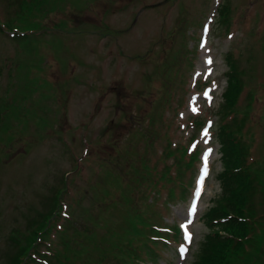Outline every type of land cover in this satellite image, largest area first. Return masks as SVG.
<instances>
[{
    "label": "rangeland",
    "instance_id": "obj_1",
    "mask_svg": "<svg viewBox=\"0 0 264 264\" xmlns=\"http://www.w3.org/2000/svg\"><path fill=\"white\" fill-rule=\"evenodd\" d=\"M224 130L264 264V0H0V264H199Z\"/></svg>",
    "mask_w": 264,
    "mask_h": 264
},
{
    "label": "trees",
    "instance_id": "obj_2",
    "mask_svg": "<svg viewBox=\"0 0 264 264\" xmlns=\"http://www.w3.org/2000/svg\"><path fill=\"white\" fill-rule=\"evenodd\" d=\"M230 67L223 97L225 107L233 109L242 93V83L236 68ZM221 138L223 148L225 147V171L221 178L222 194L225 198L221 205L213 206L207 213V220L211 222L210 228L218 232L206 237L199 264H232L241 259L243 254H247L242 251V244L250 230L245 218L253 190L248 176L249 166L245 149L233 132L224 130ZM184 154L186 151L181 152V155ZM169 191L172 192V189ZM25 251L26 249L20 250L12 260L13 264H22Z\"/></svg>",
    "mask_w": 264,
    "mask_h": 264
},
{
    "label": "snow or ice",
    "instance_id": "obj_3",
    "mask_svg": "<svg viewBox=\"0 0 264 264\" xmlns=\"http://www.w3.org/2000/svg\"><path fill=\"white\" fill-rule=\"evenodd\" d=\"M205 136H207V131H205ZM187 239L190 241L191 240V237L190 236H187Z\"/></svg>",
    "mask_w": 264,
    "mask_h": 264
}]
</instances>
